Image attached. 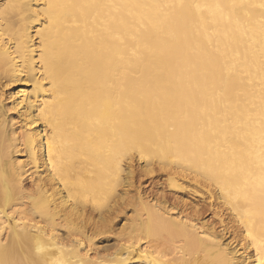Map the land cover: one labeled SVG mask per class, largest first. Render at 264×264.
Returning a JSON list of instances; mask_svg holds the SVG:
<instances>
[{
  "label": "bare ground",
  "instance_id": "obj_1",
  "mask_svg": "<svg viewBox=\"0 0 264 264\" xmlns=\"http://www.w3.org/2000/svg\"><path fill=\"white\" fill-rule=\"evenodd\" d=\"M0 264H264V0H0Z\"/></svg>",
  "mask_w": 264,
  "mask_h": 264
},
{
  "label": "rangeland",
  "instance_id": "obj_2",
  "mask_svg": "<svg viewBox=\"0 0 264 264\" xmlns=\"http://www.w3.org/2000/svg\"><path fill=\"white\" fill-rule=\"evenodd\" d=\"M9 93V91H8ZM145 172V171H144ZM161 172V171H160ZM135 186L134 188H132L131 193L132 194H136L137 192L142 193L141 197H143V201H149L151 203L156 202V198L161 197L162 195H165L166 197H168V199L172 202H178V201H183L185 199V196H180L182 193L176 190H172L168 187V185L166 184V180H165V174L163 172L159 173V171L156 173H143V170L140 168L139 164L136 162V170H135ZM138 187V188H137ZM137 188V189H136ZM140 189V190H139ZM136 190V192H135ZM130 193V194H131ZM178 194V196H177ZM184 197V198H183ZM188 197V198H187ZM186 198L188 199L187 201H197L198 198H195V195L193 194H188L186 195ZM176 199V201H174ZM182 199V200H179ZM196 199V200H195ZM186 201V200H184ZM190 202V206L192 205ZM181 204V202H180ZM188 204V205H189ZM204 209H201V213L200 216H198V222L201 224L202 222H204L207 226L210 227H214L218 233H222V228L220 223L218 222V219L216 216H214L212 210L210 209H205L204 211H202ZM131 213V212H130ZM129 213V214H130ZM225 233V232H224ZM109 239H111L109 242L114 241L116 239V236H114V234H109ZM232 235L226 234L225 235V240L226 242L232 239ZM146 241V239L143 240V242ZM232 242L234 240H231ZM102 243L98 242V244L96 243L94 246H98L101 245ZM142 244V243H141ZM96 246V248H97ZM99 247V246H98ZM112 248V246H111ZM115 245L113 246V248L111 249V251H114ZM110 250V248H109ZM108 250V252H110ZM93 253V251H91Z\"/></svg>",
  "mask_w": 264,
  "mask_h": 264
}]
</instances>
